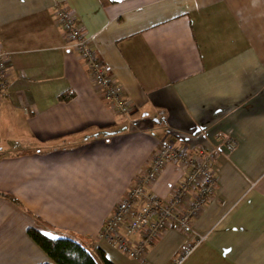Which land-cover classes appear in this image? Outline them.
I'll use <instances>...</instances> for the list:
<instances>
[{
    "label": "crops",
    "instance_id": "0c3cea01",
    "mask_svg": "<svg viewBox=\"0 0 264 264\" xmlns=\"http://www.w3.org/2000/svg\"><path fill=\"white\" fill-rule=\"evenodd\" d=\"M57 6L78 17L129 120L67 44ZM0 48V264L50 262L29 228L111 264H171L196 240L183 264H264V0H0ZM223 135L236 147L218 156L191 236L167 229L141 262L97 238L158 142L213 150ZM181 176L167 165L150 191L166 199Z\"/></svg>",
    "mask_w": 264,
    "mask_h": 264
},
{
    "label": "built area",
    "instance_id": "2783aa9c",
    "mask_svg": "<svg viewBox=\"0 0 264 264\" xmlns=\"http://www.w3.org/2000/svg\"><path fill=\"white\" fill-rule=\"evenodd\" d=\"M54 14L67 44L91 72L102 96L111 101L114 114L129 120L135 108L125 102L117 83L91 51L78 17L63 6H57ZM8 61L7 53L0 48V88L7 84ZM235 147V141L225 135L217 138L213 150L178 149L167 140L158 142L157 152L114 206L97 238L108 242L128 259L141 262L145 260L148 249L167 229L175 228L191 236L193 221L206 208L216 189L215 162L221 153H230ZM167 165L180 168L182 176L169 197L162 199L150 191V185ZM197 245L196 240L184 246L171 264H183Z\"/></svg>",
    "mask_w": 264,
    "mask_h": 264
},
{
    "label": "trees",
    "instance_id": "16d2710c",
    "mask_svg": "<svg viewBox=\"0 0 264 264\" xmlns=\"http://www.w3.org/2000/svg\"><path fill=\"white\" fill-rule=\"evenodd\" d=\"M70 96L63 95L60 99ZM27 234L49 259V263L43 264H111L97 247H85L72 238H49L33 228H29Z\"/></svg>",
    "mask_w": 264,
    "mask_h": 264
},
{
    "label": "snow or ice",
    "instance_id": "6c2138e0",
    "mask_svg": "<svg viewBox=\"0 0 264 264\" xmlns=\"http://www.w3.org/2000/svg\"><path fill=\"white\" fill-rule=\"evenodd\" d=\"M45 235L47 236V235H50L49 233H45ZM53 239H55V237H52Z\"/></svg>",
    "mask_w": 264,
    "mask_h": 264
}]
</instances>
